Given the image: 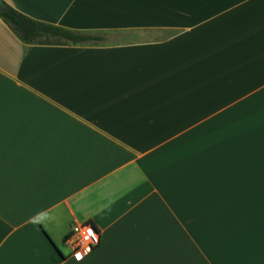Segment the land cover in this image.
Returning a JSON list of instances; mask_svg holds the SVG:
<instances>
[{
  "label": "crops",
  "instance_id": "0c3cea01",
  "mask_svg": "<svg viewBox=\"0 0 264 264\" xmlns=\"http://www.w3.org/2000/svg\"><path fill=\"white\" fill-rule=\"evenodd\" d=\"M2 1L0 264H264V0Z\"/></svg>",
  "mask_w": 264,
  "mask_h": 264
},
{
  "label": "trees",
  "instance_id": "16d2710c",
  "mask_svg": "<svg viewBox=\"0 0 264 264\" xmlns=\"http://www.w3.org/2000/svg\"><path fill=\"white\" fill-rule=\"evenodd\" d=\"M5 4L1 20L24 44H65L96 40L98 36L32 19Z\"/></svg>",
  "mask_w": 264,
  "mask_h": 264
},
{
  "label": "built area",
  "instance_id": "2783aa9c",
  "mask_svg": "<svg viewBox=\"0 0 264 264\" xmlns=\"http://www.w3.org/2000/svg\"><path fill=\"white\" fill-rule=\"evenodd\" d=\"M87 229H91L92 232L95 234V240H85V235H87ZM69 236L73 239L74 251L79 252L81 254L89 252L92 247L98 243L99 240L97 231L93 228L90 223L87 222L72 224L69 228Z\"/></svg>",
  "mask_w": 264,
  "mask_h": 264
},
{
  "label": "clouds",
  "instance_id": "9594fccd",
  "mask_svg": "<svg viewBox=\"0 0 264 264\" xmlns=\"http://www.w3.org/2000/svg\"><path fill=\"white\" fill-rule=\"evenodd\" d=\"M52 219L53 217L47 210H42L36 213L35 215H33L32 217H30L28 222L33 225H47V223H49ZM86 232L87 235H85V240L88 239L95 240V234L92 232L91 229H87ZM75 259L77 261V264H80V261H82L83 256L77 253Z\"/></svg>",
  "mask_w": 264,
  "mask_h": 264
},
{
  "label": "water",
  "instance_id": "95a60500",
  "mask_svg": "<svg viewBox=\"0 0 264 264\" xmlns=\"http://www.w3.org/2000/svg\"><path fill=\"white\" fill-rule=\"evenodd\" d=\"M5 9V4L2 0H0V11Z\"/></svg>",
  "mask_w": 264,
  "mask_h": 264
}]
</instances>
